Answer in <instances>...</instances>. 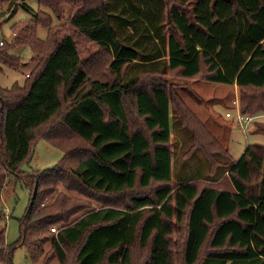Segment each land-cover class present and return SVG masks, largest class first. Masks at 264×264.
Instances as JSON below:
<instances>
[{"label":"trees","instance_id":"obj_1","mask_svg":"<svg viewBox=\"0 0 264 264\" xmlns=\"http://www.w3.org/2000/svg\"><path fill=\"white\" fill-rule=\"evenodd\" d=\"M35 2L49 12L14 23L0 41V74L21 65L14 49L39 56L22 85H0V193L9 175L29 190L18 239L7 244L0 228V262L13 264L24 246L34 264H175L170 235L183 226L181 264H264V144H248L233 161L157 78L172 71L235 85L241 112L264 115V0ZM64 3L74 7L68 30L52 28ZM18 8L31 11L27 0H0V26ZM74 33L100 55L82 56ZM99 61L108 78L91 76ZM148 75L155 78L144 82ZM56 117L85 149L56 142L53 125L44 128ZM179 125L211 170L222 166L223 186H201L191 175L172 182L170 138ZM256 130L264 135V123ZM41 139L64 156L50 168L21 170ZM121 194L122 205L105 200ZM5 214L0 202V221Z\"/></svg>","mask_w":264,"mask_h":264},{"label":"rangeland","instance_id":"obj_2","mask_svg":"<svg viewBox=\"0 0 264 264\" xmlns=\"http://www.w3.org/2000/svg\"><path fill=\"white\" fill-rule=\"evenodd\" d=\"M31 7V11L27 12L22 8L2 20L0 26V41L3 38L9 40L12 36L11 26L18 21H25L33 17V13L39 10L49 12L46 8H41L37 5L35 0H27ZM72 5L64 3L61 6L60 16L57 19L53 16L51 24L52 28L60 30H68L67 16ZM46 30L38 29V37L44 38ZM82 56H91L92 53H97V48L90 42L78 34H73ZM12 54L17 55L21 61L18 68H10L3 66V73L0 74V85L3 88H10L12 84L17 82L19 85L23 84L26 74L31 71L39 56L34 55L28 47L17 48L11 51ZM92 77L96 76L102 79L108 78L109 73L107 64L99 61L94 70L91 71ZM28 75V74H27ZM111 77V76H110ZM155 76H145L143 81L150 82ZM163 82L170 84L174 90L182 98L187 107H190L192 113L195 115L198 122L207 130L223 147L228 149L230 157L233 161L239 160L242 152L248 144H264V135L256 130L258 124L264 123V115L257 116L250 122L246 128H242L233 118L234 112L240 109L239 91L235 85H226L220 83H208L202 80L184 79L174 75V72L168 71L164 75L157 77ZM236 109V110H235ZM229 112L231 117H227ZM255 116V115H251ZM58 117L54 118L47 126L53 125V130L56 134V142L63 144L69 150H81L86 148V145L72 132L65 129H59ZM137 125V120L134 121ZM139 125V124H138ZM171 127V124H170ZM37 131V135L44 129ZM192 133L182 126H176L171 131V149H172V182L175 183L184 176H199V183L201 186L214 185L221 187L226 179V172L222 171V166H218L215 170H211L210 164L205 159L204 153L200 148L192 149L193 144ZM64 153L49 144L45 140H38L33 149V153L27 161L20 166L21 170L25 172H32L45 168H50L60 161ZM220 161L222 156L220 155ZM72 196H80L77 193H67ZM82 197L92 207H98L100 201ZM126 199L125 194L117 197H106L107 203L122 205ZM0 202L5 211V219L0 221V228L5 227V241L7 244L14 243L19 236L18 220L23 216L25 209L29 203V190L20 185L12 175L8 176L3 190L0 193ZM79 216L77 214L74 217ZM183 226L181 228L174 227L170 235V243L172 249L173 260L175 264H181V242ZM48 248H46L47 250ZM137 257L143 255V250L139 247L134 250ZM13 264H34L28 256L27 250L24 246L17 247L13 253ZM0 264H5L0 262ZM49 264H58L52 261Z\"/></svg>","mask_w":264,"mask_h":264},{"label":"built area","instance_id":"obj_3","mask_svg":"<svg viewBox=\"0 0 264 264\" xmlns=\"http://www.w3.org/2000/svg\"><path fill=\"white\" fill-rule=\"evenodd\" d=\"M26 76H28V75L26 74ZM235 110H236V109H235ZM230 115H231V114H230L229 112L226 113V116H227V117H231ZM255 117H257V116L246 115V114H243V113H242L241 111H239V110H236V111L234 112V116H233V118L235 119V121H236L239 125H241L243 129L246 128L247 125L255 119ZM52 231H54V229H52Z\"/></svg>","mask_w":264,"mask_h":264}]
</instances>
